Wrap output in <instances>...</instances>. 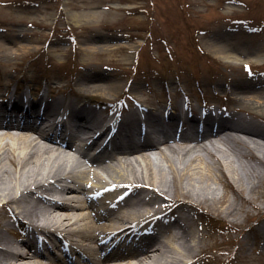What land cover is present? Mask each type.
I'll return each mask as SVG.
<instances>
[{
    "label": "bare ground",
    "instance_id": "1",
    "mask_svg": "<svg viewBox=\"0 0 264 264\" xmlns=\"http://www.w3.org/2000/svg\"><path fill=\"white\" fill-rule=\"evenodd\" d=\"M68 13L76 21L85 16ZM220 35L205 33L216 40ZM5 47L0 42V48ZM24 48L28 46H18ZM84 49L113 47L89 43ZM97 72L89 66L80 69L75 84L83 90L90 84L101 90L119 86L111 75ZM24 80L26 90L16 82L13 92L0 91V264H202L200 217L230 215L225 221L233 224L241 201L256 205L249 191L263 181L264 127L223 120L216 106L226 103L264 121L260 81L229 78L223 93L216 91L218 83L203 82L207 94L198 87L196 98L205 109L199 125L193 95L179 84L169 88L160 82L157 97L148 83L150 94L142 97L135 91L142 87L140 81L123 83L136 106L117 109L115 99L107 102L76 89L62 88L57 96L60 87L51 79L37 94ZM180 95L192 112L190 119H183L184 131L177 130L176 122ZM155 103L170 106L164 120V107L151 106ZM104 118L110 119L106 125L115 144L95 153L90 149L93 140L82 134ZM214 118L223 124L213 128ZM57 129L63 137L54 135ZM162 130L167 135L162 136ZM43 191H54L57 199ZM95 199L102 211L92 207ZM10 220L22 226L23 234L10 229ZM261 221L264 235V218Z\"/></svg>",
    "mask_w": 264,
    "mask_h": 264
},
{
    "label": "rangeland",
    "instance_id": "2",
    "mask_svg": "<svg viewBox=\"0 0 264 264\" xmlns=\"http://www.w3.org/2000/svg\"><path fill=\"white\" fill-rule=\"evenodd\" d=\"M67 10L85 16L76 21ZM208 32L222 38L205 37ZM0 42L6 46L0 48V85L9 91L16 82L26 90V79L41 94L51 79L60 87L57 96L62 88L76 89L107 102L115 99L118 109L133 98L121 85L135 80L142 84L135 90L142 97L150 94L148 83L157 97L162 82L169 88L182 85L193 97L204 91L203 82L218 83L219 93L229 78L264 86V0H0ZM89 43L113 49L88 51L84 46ZM21 44L28 48L19 50ZM88 66L106 78L111 75L119 86L80 89L77 73ZM259 123L264 127V121ZM262 172L263 181L249 191L256 205L241 201L236 222L225 221L232 218L228 215L215 219L220 223L214 226L207 214L200 217L202 264H264ZM10 228L16 229L13 220Z\"/></svg>",
    "mask_w": 264,
    "mask_h": 264
},
{
    "label": "snow or ice",
    "instance_id": "3",
    "mask_svg": "<svg viewBox=\"0 0 264 264\" xmlns=\"http://www.w3.org/2000/svg\"><path fill=\"white\" fill-rule=\"evenodd\" d=\"M246 67H247V65H246Z\"/></svg>",
    "mask_w": 264,
    "mask_h": 264
}]
</instances>
